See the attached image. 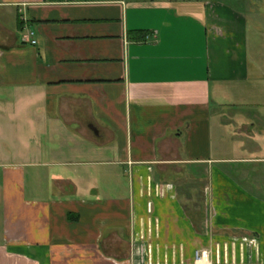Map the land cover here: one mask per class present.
<instances>
[{"label":"crops","instance_id":"1","mask_svg":"<svg viewBox=\"0 0 264 264\" xmlns=\"http://www.w3.org/2000/svg\"><path fill=\"white\" fill-rule=\"evenodd\" d=\"M247 41L216 0H0V264H264Z\"/></svg>","mask_w":264,"mask_h":264},{"label":"rangeland","instance_id":"2","mask_svg":"<svg viewBox=\"0 0 264 264\" xmlns=\"http://www.w3.org/2000/svg\"><path fill=\"white\" fill-rule=\"evenodd\" d=\"M226 3L247 19V39L252 72L259 71L261 77L255 78L254 87L264 88V0H216ZM258 83H257V82ZM256 99V98H253ZM31 178H29L30 182ZM49 184V181L46 180ZM203 251V250H202Z\"/></svg>","mask_w":264,"mask_h":264},{"label":"built area","instance_id":"3","mask_svg":"<svg viewBox=\"0 0 264 264\" xmlns=\"http://www.w3.org/2000/svg\"><path fill=\"white\" fill-rule=\"evenodd\" d=\"M25 40L31 43L32 45H36L38 41L35 37V31L28 30L25 35ZM149 208H151L150 203H149ZM244 242H248L251 245L255 243V239L249 240L248 238H244ZM196 257H197V262L199 264H207L206 260L208 258V252L206 250L197 251Z\"/></svg>","mask_w":264,"mask_h":264}]
</instances>
